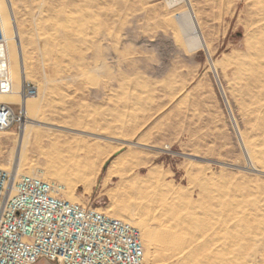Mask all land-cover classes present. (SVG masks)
I'll list each match as a JSON object with an SVG mask.
<instances>
[{
    "label": "rangeland",
    "instance_id": "374dc122",
    "mask_svg": "<svg viewBox=\"0 0 264 264\" xmlns=\"http://www.w3.org/2000/svg\"><path fill=\"white\" fill-rule=\"evenodd\" d=\"M0 25V103L35 121L1 167L142 227L147 264H264V0H0Z\"/></svg>",
    "mask_w": 264,
    "mask_h": 264
},
{
    "label": "built area",
    "instance_id": "2783aa9c",
    "mask_svg": "<svg viewBox=\"0 0 264 264\" xmlns=\"http://www.w3.org/2000/svg\"><path fill=\"white\" fill-rule=\"evenodd\" d=\"M8 42L0 25V95L13 94ZM22 97L38 94L25 79ZM26 118L20 103H0V131ZM65 187L0 166V264H147L140 229L91 205L64 197Z\"/></svg>",
    "mask_w": 264,
    "mask_h": 264
},
{
    "label": "bare ground",
    "instance_id": "6f19581e",
    "mask_svg": "<svg viewBox=\"0 0 264 264\" xmlns=\"http://www.w3.org/2000/svg\"><path fill=\"white\" fill-rule=\"evenodd\" d=\"M176 1H179V0H169V2L173 3V2H176ZM14 84V82H13ZM14 94V93H13ZM6 95H12V94H6ZM23 105L25 106V110H26V106H27V101L24 100L23 101ZM28 107V106H27ZM26 119V118H25ZM27 121V123H30V124H34L35 121H30V120H25ZM24 124V123H23ZM27 128V127H26ZM27 138V133L25 132L24 135L21 137V142L23 144V142H25V139ZM21 153V151H20ZM19 153V154H20ZM23 154V153H22ZM21 168V167H20ZM94 170V169H93ZM19 171V170H18ZM34 175H37L36 173H32ZM94 174V173H93ZM85 181V180H84ZM121 218V217H120ZM124 219V218H122ZM126 220V219H124ZM127 221V220H126ZM129 222V221H127ZM133 222V221H132ZM135 222V221H134ZM131 223V222H129ZM183 223V222H182ZM135 224V223H134ZM140 228V227H139ZM140 230L143 232V234L145 235V237H147V241L149 242V245H153L152 244V241L153 239L151 240V238L146 234V231L141 227ZM177 232V231H176ZM175 231L171 230L169 232H163V237H164V241L169 244V245H172L174 247V249L177 251H180V252H184L186 248H189V251L187 252V257L190 258V255H193V250L192 248L186 244L184 238L182 236H180V234L178 235ZM203 237V236H202ZM187 240L190 241V239L187 238ZM155 241V240H154ZM158 241V240H157ZM188 243V242H187ZM157 244V242H156ZM205 244V243H204ZM155 246H158V245H155ZM159 247V246H158ZM152 248V247H151ZM198 248V247H197ZM156 252H157V249H156ZM155 254V253H154ZM158 255V254H157ZM154 256V255H153ZM176 256V254H175ZM174 256V257H175ZM184 256V255H183ZM181 258V257H180ZM184 258V257H183ZM170 259V258H169ZM179 259V258H178Z\"/></svg>",
    "mask_w": 264,
    "mask_h": 264
}]
</instances>
